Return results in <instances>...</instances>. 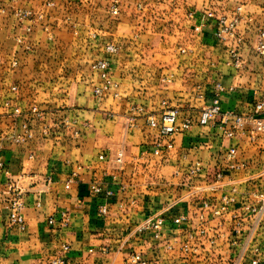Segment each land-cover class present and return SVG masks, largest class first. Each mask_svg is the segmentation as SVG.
I'll use <instances>...</instances> for the list:
<instances>
[{
	"label": "crops",
	"instance_id": "0c3cea01",
	"mask_svg": "<svg viewBox=\"0 0 264 264\" xmlns=\"http://www.w3.org/2000/svg\"><path fill=\"white\" fill-rule=\"evenodd\" d=\"M112 1L0 0V264H50L58 256L66 264H129L133 252L152 264H251L256 249L263 261L264 220L255 228L245 205L264 193V135L228 139L213 125L195 124L162 138L148 120L176 108L180 120L196 121L216 85L223 111L253 112L264 90V56L255 49L264 0H119L118 16ZM235 17L237 28L220 39L219 19ZM165 31L171 41L160 38ZM109 45L117 55L103 52ZM103 58L119 88L97 98L91 65ZM7 100L42 116H13ZM25 121L33 139L13 143ZM158 142L162 154L154 156ZM231 148L235 170H227ZM195 162L202 174L189 178ZM219 170L226 178L209 191ZM233 186L229 212L205 214L211 235L220 237L209 254L189 260L179 244L165 248L198 225L202 200L219 204ZM18 195L24 230L12 223ZM157 215L165 218L161 241L140 230ZM181 215L188 222L174 224Z\"/></svg>",
	"mask_w": 264,
	"mask_h": 264
},
{
	"label": "built area",
	"instance_id": "2783aa9c",
	"mask_svg": "<svg viewBox=\"0 0 264 264\" xmlns=\"http://www.w3.org/2000/svg\"><path fill=\"white\" fill-rule=\"evenodd\" d=\"M111 13L113 15H118L119 8L114 5L111 7ZM28 12L21 13V17H29ZM210 16H212L210 14ZM239 24V18L235 17L230 22H227L225 18L219 19V32L218 37L224 39L225 34L232 33ZM199 28H196L198 30ZM237 43L241 44L242 40L238 39ZM256 52L260 56H264V29H259L257 33L256 40ZM107 50L110 53H115L117 48L109 45ZM236 54H233L235 57ZM17 62H15V65ZM98 70L101 72L102 76H108L109 64L107 61H100L97 64ZM13 91H16L17 88L13 87ZM223 88L220 85H216L215 93L212 98V103L210 107L204 108L198 119L193 121L192 119L185 118L180 120V113L176 108H167L165 109L160 116V119H155L154 117H149L148 123L152 128L159 130L160 136L162 138H167L175 135L184 134L189 131L195 124L207 127L210 125L215 126L225 138L233 139L240 136H246L252 142L258 140L259 137L264 135V90L260 92L258 99L254 105L253 112L248 115H241L235 112L223 111L221 108V94ZM6 108L11 111L10 114L13 116H28L32 118H41V113L36 110L35 107H32L29 111L22 112L20 108H12L10 102L6 103ZM34 134L33 130L29 125L28 121H25L20 124L19 132L14 133L11 137L12 142L16 144H21L29 142L33 139ZM236 149L231 148L227 153V170H235L238 168V165L234 163L236 158ZM154 156H161L162 154V145L157 143L155 150L153 151ZM123 157V152L121 151L118 155L117 162L121 163ZM202 164L200 162H195L192 164L187 172V177L196 178L202 174ZM226 178L225 170H219L214 177V182L208 186L209 191L217 190L219 185L224 182ZM95 193L100 194V188L94 189ZM237 189L233 186L230 189V194L223 196L219 204L211 203L207 199L202 200L201 208L202 213L200 215V222L196 227L187 226L182 237L173 238L171 241H165V248L167 250H173L175 244H179L180 251L185 255L187 259H195L199 257L203 251H206V247L214 246L216 241L220 238L218 234L211 235L210 229L206 225L205 214L210 212L212 218H221L229 212L230 206L236 201L235 194ZM108 196H112L111 192L106 193ZM254 199L253 202H249L245 205V208L250 212L254 218V227L260 226L264 220V193L255 192L252 194ZM22 208L21 198L18 197L12 203V209L14 214L12 216V223L19 226L21 230L25 229V222L20 211ZM101 215H106L107 209L102 207L100 209ZM188 222L186 216H178L173 219V223L176 225H182ZM53 223V220H50V224ZM165 224V218L162 215H157L154 217L146 218L140 225V230L145 232H151L152 237L156 241L162 240V231ZM242 223L237 221L235 224L234 235L237 236L240 234ZM68 246H63V251H68ZM209 254V251H206ZM255 253L257 255L251 262V264H261L264 260L261 261L259 257L260 250L256 249ZM129 264H152L147 262L141 254L131 253L128 260ZM50 264H66V260L62 256H58L55 259L51 260ZM207 264H213L211 262Z\"/></svg>",
	"mask_w": 264,
	"mask_h": 264
},
{
	"label": "rangeland",
	"instance_id": "374dc122",
	"mask_svg": "<svg viewBox=\"0 0 264 264\" xmlns=\"http://www.w3.org/2000/svg\"><path fill=\"white\" fill-rule=\"evenodd\" d=\"M112 6L116 5L118 8H120V1L119 0H114L112 1ZM119 15V13H118ZM118 15H114V16H118ZM163 41L167 40V41H171L172 38H171V34L169 31H165L163 32L162 36L160 37ZM185 39V37H184ZM107 47L108 46H105V48L102 50L103 52H105L108 56H111V55H117L118 52H119V49L117 48V51L115 53H110L108 50H107ZM115 47V46H114ZM97 51H101L100 49H97ZM101 51V52H102ZM9 63H10V66L12 65L13 67H16L17 64L15 65V62H17L16 60L15 61H12L11 59H8L7 60ZM100 61H107L108 60L106 58H103V59H99L97 60L96 62H94L92 65H91V69H92V72L95 73V76H97V83H95V85L93 86V93L94 95L97 97V98H103L105 97V95H107L108 93H110L112 90L114 89H118L119 88V84L114 80L113 78V74H112V69H111V65L109 64V70H108V76H102L101 72L98 70L97 68V64L98 62ZM17 88V87H16ZM12 89V88H11ZM12 92H15L12 90ZM215 93V91H214ZM214 95V94H213ZM7 102H11L10 100H7L5 101V107H6V103ZM164 103V102H163ZM11 104V103H10ZM164 105V104H163ZM210 107V106H209ZM208 108V107H207ZM166 109V108H165ZM137 111L142 113L144 112V109L143 107L142 108H137ZM202 111V110H201ZM200 115V114H199ZM151 117V116H149ZM133 119V117H130V120Z\"/></svg>",
	"mask_w": 264,
	"mask_h": 264
}]
</instances>
